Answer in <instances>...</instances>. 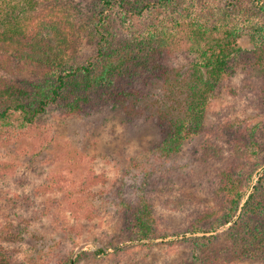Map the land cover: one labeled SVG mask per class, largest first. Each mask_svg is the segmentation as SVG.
Returning <instances> with one entry per match:
<instances>
[{
	"label": "trees",
	"instance_id": "trees-1",
	"mask_svg": "<svg viewBox=\"0 0 264 264\" xmlns=\"http://www.w3.org/2000/svg\"><path fill=\"white\" fill-rule=\"evenodd\" d=\"M229 2L99 0L89 12L68 0H0V144L38 133L48 108H60L69 117L120 107L134 120L151 121L158 128L160 139L152 151L164 164L186 141L208 139L209 131L203 130L205 110L229 76V64L244 54L245 65L261 83L254 104L264 106V0ZM242 36L249 38L250 52L237 44ZM83 44L91 46V53L80 59ZM9 68L16 75L26 72L30 80L14 82L3 76ZM160 84L163 91L157 98L152 92ZM173 93L182 95L184 103L168 98ZM146 99L160 105L157 114H141ZM249 128L234 136L239 137L236 153L205 183L212 207L193 213L187 230L176 234L192 248L193 258L198 252L218 254L225 263L229 257L242 256L243 244L249 252L254 249L251 244L264 252V228L247 226L264 213V136L258 135L256 126ZM210 150V158L224 159ZM251 159L260 168L253 183V176L245 175ZM169 178L164 169L160 175L147 173L142 186ZM137 192L134 201H125L122 214L129 245L166 237L146 190ZM236 218L223 247H217L216 235L184 236L214 232ZM3 230L4 237L21 239L13 225ZM40 258V264L47 263L46 256ZM13 259L0 244V264H12Z\"/></svg>",
	"mask_w": 264,
	"mask_h": 264
},
{
	"label": "rangeland",
	"instance_id": "rangeland-1",
	"mask_svg": "<svg viewBox=\"0 0 264 264\" xmlns=\"http://www.w3.org/2000/svg\"><path fill=\"white\" fill-rule=\"evenodd\" d=\"M68 1L89 12L99 2ZM218 1L230 4L236 0ZM237 44L244 51L252 49L247 36L238 38ZM90 53L91 46L83 44L79 57L84 59ZM245 57L229 64V76L208 103L203 117L208 139L186 141L180 153L164 164L152 151L160 139L158 128L151 121L134 120L120 107L69 117L60 108H48L38 133L0 144V244L12 252V264H40L41 255L46 256V264L68 260L69 264H264V252L255 244H251L253 252L243 244L241 257L221 263L224 257L218 254L198 252L193 258L192 248L176 236L187 230L193 213L212 207L205 183L216 167L236 153L235 139L239 137L234 136L249 131L250 125L264 136V106L254 104L261 83L245 65ZM10 70L3 76L14 82L30 80L26 72L16 75ZM162 91L160 84L152 94L158 98ZM168 98L184 103L183 96L176 93ZM155 103L143 101L141 114H157L161 107ZM210 149L224 159L210 158ZM162 169L170 177L168 182L142 186L145 174L160 175ZM246 169L245 175L253 176V183L260 171L256 159ZM140 189V195L146 190L157 226L166 237L129 245L122 214L125 201H134ZM236 220L214 232L184 236L216 235L217 247H223ZM7 224L13 225L21 239L4 237ZM247 226L264 228V213ZM236 229L240 231L241 226Z\"/></svg>",
	"mask_w": 264,
	"mask_h": 264
}]
</instances>
